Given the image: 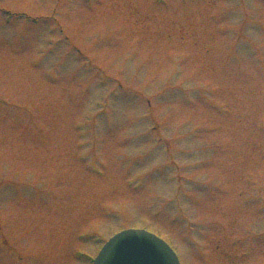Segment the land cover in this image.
Here are the masks:
<instances>
[{"label":"rangeland","instance_id":"obj_1","mask_svg":"<svg viewBox=\"0 0 264 264\" xmlns=\"http://www.w3.org/2000/svg\"><path fill=\"white\" fill-rule=\"evenodd\" d=\"M143 226L264 264V0H0V264Z\"/></svg>","mask_w":264,"mask_h":264},{"label":"water","instance_id":"obj_2","mask_svg":"<svg viewBox=\"0 0 264 264\" xmlns=\"http://www.w3.org/2000/svg\"><path fill=\"white\" fill-rule=\"evenodd\" d=\"M96 264H176L174 258L154 235L127 230L108 242Z\"/></svg>","mask_w":264,"mask_h":264},{"label":"bare ground","instance_id":"obj_3","mask_svg":"<svg viewBox=\"0 0 264 264\" xmlns=\"http://www.w3.org/2000/svg\"><path fill=\"white\" fill-rule=\"evenodd\" d=\"M181 263H182V261H181Z\"/></svg>","mask_w":264,"mask_h":264}]
</instances>
